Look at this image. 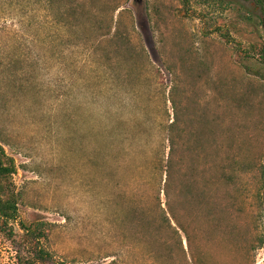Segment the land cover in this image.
I'll return each mask as SVG.
<instances>
[{"label":"rangeland","instance_id":"obj_1","mask_svg":"<svg viewBox=\"0 0 264 264\" xmlns=\"http://www.w3.org/2000/svg\"><path fill=\"white\" fill-rule=\"evenodd\" d=\"M75 4L72 32L41 0H0V144L18 207L0 264L41 249L37 264H264L257 0Z\"/></svg>","mask_w":264,"mask_h":264},{"label":"trees","instance_id":"obj_2","mask_svg":"<svg viewBox=\"0 0 264 264\" xmlns=\"http://www.w3.org/2000/svg\"><path fill=\"white\" fill-rule=\"evenodd\" d=\"M45 7L48 8V10L51 11V13L54 15V21L56 23H62L67 27L68 31L72 29V32L76 31L78 25H76V21L78 20L76 16L77 10H76V4L75 0H41ZM258 4L261 6L263 11V17H262V25L264 27V0H257ZM103 29V27H100ZM112 30V29H111ZM111 31H109L110 33ZM114 38H116L118 41H121L123 44L126 43V38L124 35H122L119 30H116L114 33ZM177 107V106H176ZM176 118L173 122L169 124L165 129L166 133L168 134L167 139L170 143V154H173L175 149H177L178 146V137L180 136V131L178 127L179 122V114L176 113ZM175 163L170 157L166 163L165 172L167 173V178L171 179L174 174V168ZM16 171L15 162L13 158L8 157L6 155L4 147L0 144V194L6 195L9 194L8 197L2 198L0 196V224L8 225L10 220H15L16 216L18 214V207H17V200L13 194L15 192L13 189H11V177L12 174ZM168 194V192L166 193ZM172 217L176 220L178 226L186 232L187 238L189 240L188 230L185 228L184 224L181 223L179 220L177 214L172 211ZM167 219L169 220V224L173 227V224L171 223V219L167 216ZM175 231H178L176 228H173ZM47 253L46 250L41 249L37 250L34 257L31 258H24L21 259L19 264H37L39 259L45 260V254ZM54 264H69L65 262H56ZM84 264V263H82ZM87 264V263H86Z\"/></svg>","mask_w":264,"mask_h":264}]
</instances>
